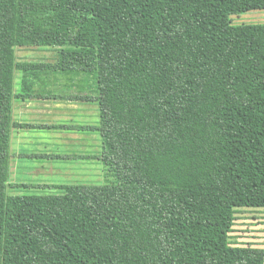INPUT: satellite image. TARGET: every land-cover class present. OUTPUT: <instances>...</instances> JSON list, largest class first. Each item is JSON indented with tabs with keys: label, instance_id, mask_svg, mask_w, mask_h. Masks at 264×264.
<instances>
[{
	"label": "trees",
	"instance_id": "1",
	"mask_svg": "<svg viewBox=\"0 0 264 264\" xmlns=\"http://www.w3.org/2000/svg\"><path fill=\"white\" fill-rule=\"evenodd\" d=\"M264 0H0V264H264ZM55 47L53 63L16 47ZM96 76L101 185L8 194L13 72Z\"/></svg>",
	"mask_w": 264,
	"mask_h": 264
},
{
	"label": "crops",
	"instance_id": "2",
	"mask_svg": "<svg viewBox=\"0 0 264 264\" xmlns=\"http://www.w3.org/2000/svg\"><path fill=\"white\" fill-rule=\"evenodd\" d=\"M15 62L49 64L44 54ZM30 48H46L34 47ZM50 48V47H49ZM9 139L10 189L87 183L101 172V135L93 72L18 68L13 72ZM231 242L264 250V207L237 213Z\"/></svg>",
	"mask_w": 264,
	"mask_h": 264
},
{
	"label": "rangeland",
	"instance_id": "3",
	"mask_svg": "<svg viewBox=\"0 0 264 264\" xmlns=\"http://www.w3.org/2000/svg\"><path fill=\"white\" fill-rule=\"evenodd\" d=\"M233 23H256L264 22V10H253L242 13L240 15H232ZM58 50L55 47L49 48H17V55L19 57L44 54L43 57L48 60L56 58ZM101 172L98 175H95L93 179L89 180L87 183H75V184H85V185H101L104 183V168L101 164ZM8 194H19V195H44V194H56L59 193V190L53 187H44V188H19V189H6ZM240 209L237 211L239 212ZM237 212V213H238ZM237 217V214H236ZM232 238V237H231ZM232 241V240H231Z\"/></svg>",
	"mask_w": 264,
	"mask_h": 264
}]
</instances>
